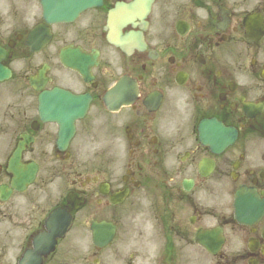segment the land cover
<instances>
[{
	"label": "flooded vegetation",
	"instance_id": "obj_1",
	"mask_svg": "<svg viewBox=\"0 0 264 264\" xmlns=\"http://www.w3.org/2000/svg\"><path fill=\"white\" fill-rule=\"evenodd\" d=\"M103 2L74 22L51 25L50 42L36 54L25 45L29 22L0 9V45L13 69L10 90L18 92L0 87V186H10L9 158L23 135L31 143L22 162L38 167L25 190L0 193V264H19L35 237L48 233L55 207L74 213L69 195L115 223L117 237L96 247L69 234L40 264H264V213L255 222L234 213L241 186L254 187L264 209V35L248 43L245 24L254 14L264 28V0H155L147 15L131 11L119 22L124 45L109 41V15L133 0ZM70 45L92 53L90 79L61 61ZM45 65V87L91 97L65 149L59 124L41 117L37 92L24 84ZM121 78L110 101L123 103L110 111L105 94ZM229 128L237 137L226 146ZM87 148L94 151L88 161ZM54 172L66 189L56 198L48 189ZM147 200L156 216L141 209ZM79 227L81 237L86 226ZM215 227L225 243L213 255L196 235Z\"/></svg>",
	"mask_w": 264,
	"mask_h": 264
}]
</instances>
